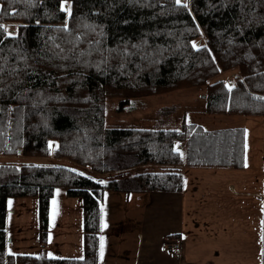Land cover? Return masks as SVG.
<instances>
[{"label": "trees", "instance_id": "trees-1", "mask_svg": "<svg viewBox=\"0 0 264 264\" xmlns=\"http://www.w3.org/2000/svg\"><path fill=\"white\" fill-rule=\"evenodd\" d=\"M186 85L207 86V112L264 115V0H0V264L11 197L38 196L49 222L57 187L78 196L85 256L39 264H99L107 190L183 192L189 167L243 169L245 124L103 130L107 98L124 107ZM151 163L159 169L115 177Z\"/></svg>", "mask_w": 264, "mask_h": 264}, {"label": "crops", "instance_id": "crops-1", "mask_svg": "<svg viewBox=\"0 0 264 264\" xmlns=\"http://www.w3.org/2000/svg\"><path fill=\"white\" fill-rule=\"evenodd\" d=\"M250 117H261L259 129L264 133V115ZM246 128V162L243 169L208 170L189 167L183 192L107 190L102 201L99 264H262L264 142L263 146L258 148L260 151L255 149L252 137L259 132L258 127L246 121ZM208 171V174H203ZM215 172L219 173L220 177L225 174L228 176L227 182L245 189L250 185L248 182L253 185L259 181L257 192L248 193L251 198H256V202H250L253 203V208L260 210L259 215L254 210L248 211V196H242L244 189L232 188V185L229 189L220 188L224 190V201L234 199L230 205L222 204L223 200L217 199V194L210 195L214 198V204L211 201L210 204L207 201L200 203L201 192L208 188L200 185L199 191L196 178L202 175L210 177ZM241 172L244 173L243 177L232 175ZM208 187L210 189L211 186ZM228 191L230 194H227ZM109 209L111 211L106 219V211ZM212 209L234 212L218 213L217 216L210 214ZM201 212L209 214L210 217L203 216L198 220L196 215ZM220 225H223L222 229ZM171 241L181 243L179 252L163 249V245ZM109 250L112 252L108 255L110 261L104 256ZM249 253L250 257H255L254 263L248 259ZM68 256L84 257L85 253L83 256Z\"/></svg>", "mask_w": 264, "mask_h": 264}, {"label": "rangeland", "instance_id": "rangeland-1", "mask_svg": "<svg viewBox=\"0 0 264 264\" xmlns=\"http://www.w3.org/2000/svg\"><path fill=\"white\" fill-rule=\"evenodd\" d=\"M9 30L13 31V29ZM233 82L232 76H228V83L232 85ZM206 89V85H186L169 92L140 95L135 97L129 104H124V107H122L121 97L107 98L104 106L103 130L105 131L106 127L129 126L181 129L185 121H201L211 127L235 125L237 123L246 125V121H248L250 125L258 127L259 132L252 139L254 148L259 150L258 148H261L264 142V133L259 129L261 117L257 119L250 117L255 115H249L247 120V117L241 115L225 114L227 116H220L219 114L205 111ZM248 144H251L250 137ZM55 145L56 142L52 141L51 146L55 147ZM182 146L183 144H179L178 148L181 149ZM30 158L36 162L62 163L79 169L83 173L91 174L96 178L102 177L107 180L112 177L109 173H97L91 166L80 164L66 157L31 156ZM158 169L159 165L156 163L144 164L126 169L125 172H118V175H115V177L119 176L121 178L123 174L120 173L132 175L139 171ZM207 169L225 170L219 168ZM208 173L209 171L203 174L206 175ZM232 175L243 177L244 173H232ZM227 179L228 176L223 174L220 177L217 172L210 177L202 175L200 178H196L199 182L197 183L199 191L200 185L207 186L208 188V190L201 192L202 196L199 202L207 201L210 204L211 201L214 204V198H211L210 195L217 194V199L223 200L222 204L228 203L230 205V202L234 199L231 198L224 201V194L222 193L224 190L223 188L220 190V188L224 187V189H227L232 185V188L244 189L242 196H248V211L252 212L254 210L259 215L260 210L253 208L256 198H251V195L248 194L257 192L259 181L256 183L253 181V185H251L252 182H248L250 185L245 189L234 186L229 181L227 182ZM208 186H211L210 189ZM229 191L227 194H230ZM237 192L239 193V190ZM114 201L119 205L116 199ZM81 202L78 196L68 195L65 187H57L50 203L48 214L50 220L46 222L42 217V208L38 196L11 197L9 199L10 209L7 215V259L5 264H39L42 261L41 257L43 255L58 257L57 255L68 256L71 254L73 256H83L85 253L83 243L84 214ZM109 211L111 209L106 211V219ZM226 212L229 214V212H234V210L212 209L210 214L218 216V213L222 214ZM196 216L198 220H201L203 216L210 217L209 214H203L202 212ZM199 227L201 226L199 225ZM219 227L222 229L223 225ZM122 243L126 244V242ZM109 249H111L110 244ZM111 253L109 250L104 254L105 258L109 261L110 256L108 255ZM248 255V259L254 263L255 257H250V253Z\"/></svg>", "mask_w": 264, "mask_h": 264}, {"label": "built area", "instance_id": "built-area-1", "mask_svg": "<svg viewBox=\"0 0 264 264\" xmlns=\"http://www.w3.org/2000/svg\"><path fill=\"white\" fill-rule=\"evenodd\" d=\"M181 243L178 242V241H171V242H168L167 244H165L163 246V249H170V250H173L175 252H179L181 250Z\"/></svg>", "mask_w": 264, "mask_h": 264}]
</instances>
